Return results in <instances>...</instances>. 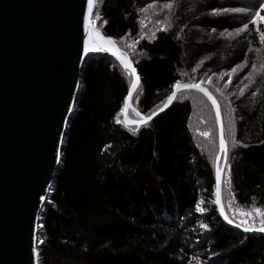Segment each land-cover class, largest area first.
<instances>
[{"label": "trees", "instance_id": "1", "mask_svg": "<svg viewBox=\"0 0 264 264\" xmlns=\"http://www.w3.org/2000/svg\"><path fill=\"white\" fill-rule=\"evenodd\" d=\"M261 2L96 0L92 14L101 17L96 29L137 69L133 109L149 115L177 80L193 84L186 77L196 73L204 81L219 105L228 149L221 203L237 223L239 211L264 210V21L249 23ZM223 8L229 11L212 15ZM245 23L249 28L238 34ZM130 83L103 53L83 63L40 213L38 264H264V234L230 228L212 202L219 142L209 102L195 91L179 93L169 110L132 135L116 122ZM196 103L205 111L192 117Z\"/></svg>", "mask_w": 264, "mask_h": 264}, {"label": "water", "instance_id": "2", "mask_svg": "<svg viewBox=\"0 0 264 264\" xmlns=\"http://www.w3.org/2000/svg\"><path fill=\"white\" fill-rule=\"evenodd\" d=\"M86 7L87 0H0V264H37L32 249L37 246L38 219L58 169L56 154L85 62ZM104 54L123 68L110 53ZM184 91L204 95L195 88ZM204 96L216 119L212 101ZM132 98L123 122L133 110ZM217 132L220 141L218 125ZM224 166L225 158L222 177Z\"/></svg>", "mask_w": 264, "mask_h": 264}, {"label": "snow or ice", "instance_id": "3", "mask_svg": "<svg viewBox=\"0 0 264 264\" xmlns=\"http://www.w3.org/2000/svg\"><path fill=\"white\" fill-rule=\"evenodd\" d=\"M96 0H87V7L86 10L83 13V38H82V55L84 58H87L89 54L93 53H110L112 56H114L120 64L123 66V68L129 73V76L131 78V85L128 88L127 95L124 98L123 107L120 109L121 113H124L126 109L129 108V101L133 96L134 90L137 88V85L140 83V77L137 74V69L133 67L132 63L129 62L128 59L125 58V55L117 50V46L113 39L111 37H106L102 35L100 32L96 31L93 25H95V22L97 20H100L101 17L99 14L95 16V19H92V14L94 10ZM168 8H171V4L165 5ZM229 10L227 8L223 9H213L212 15L215 16L218 12H228ZM261 12H264V2H261L256 8H255V14L252 15L249 23L252 25H258L260 22L264 21V17L260 15ZM249 23L243 24L242 27H239L236 29V32L239 34L241 32H244L246 29L249 28ZM91 29V30H90ZM261 41H264V35H261L260 37ZM236 68L233 67L231 72H235ZM195 71V69H193ZM231 80V73H229V82ZM172 92L170 95L166 97V100L163 102V107L159 108L157 111H152L149 115H144L140 111L133 109L138 119L136 120H128L126 119L123 124L124 127H126L132 135H136L138 130L147 127L149 123L153 120L154 117H156L159 112L164 111L176 98L178 93L183 92L187 89H197L204 93V95L208 96V99L212 101L213 108L216 110V122L217 125L220 126V141H219V153L216 156V167H215V199L212 201L213 204L216 206L217 210L219 211L220 217L224 219V221L228 224H234L237 228L242 229V231L249 233V232H260L264 233V210H261L260 207H254L251 211H239L237 215L239 217H242L239 222L237 223L235 219L230 218L221 203V197H220V186H221V178H222V168L220 163L218 162L220 159V154H223L225 158V162L227 163L228 158V149L226 146V140L224 136V128L221 123V116L219 111V105L217 104V101L213 99V97L208 93V91L204 88H202L199 84L193 83V84H181L179 80H177L174 84H172ZM247 87V85L245 86ZM241 95H244V89H241L240 92ZM253 97L257 95V93L254 91L251 94ZM227 97H225L226 99ZM69 112L73 111V107L68 108ZM118 124L121 123L120 120L116 121ZM231 129H229V132ZM201 135L207 137V132L200 133ZM239 142L233 137V146H236ZM242 147H247V145H241ZM61 160L59 152L56 154V161L59 163ZM229 174L231 171V166L229 165ZM41 200H44L45 198L43 196L40 197ZM202 201H197L195 204V211L198 214L203 215L206 212V208L202 206ZM230 201V206H231ZM231 210V208H230ZM251 220V222H249ZM258 221V223H257ZM200 228L207 229L206 224H200ZM40 243H43V241H40ZM32 255L34 258L37 257L38 253L36 251V247H33L32 249Z\"/></svg>", "mask_w": 264, "mask_h": 264}, {"label": "rangeland", "instance_id": "4", "mask_svg": "<svg viewBox=\"0 0 264 264\" xmlns=\"http://www.w3.org/2000/svg\"><path fill=\"white\" fill-rule=\"evenodd\" d=\"M149 11H157V8L156 7H151V8H149L148 9ZM165 11V10H164ZM94 19H95V17H94ZM96 25H97V23H95ZM186 75V74H185ZM184 75V76H185ZM194 76H195V78H194ZM197 76H199V75H196V73H194L193 74V76H187L186 78L188 79V81L187 82H190V83H196V84H199L200 86H202V84H203V82H202V79H200V78H198ZM196 78H198V81L196 82ZM205 81H208V80H205ZM208 84V82H206L205 83V85H207ZM182 93V92H181ZM179 94V93H178ZM177 94V95H178ZM230 96H233V95H230ZM193 104V103H192ZM194 106V112H193V115H192V117L193 116H195V117H197L201 112H203V111H205V107H204V105L202 104V103H196L195 105H193ZM229 108V107H228ZM195 113V114H194ZM127 119L128 120H136V119H138V117L137 116H135V115H131V113H130V115H127ZM117 120H120L121 121V123H119L120 125H122V126H124V124H123V113H121V112H119L118 113V115L116 116V121ZM195 124H196V122H192V126H193V130L196 128V126H195ZM197 127H199V126H197ZM212 145H213V143H212ZM214 147V146H213ZM212 147V148H213ZM211 151H212V149H211ZM213 152V151H212ZM222 155V154H221ZM222 158V157H221ZM214 159V161H215V157L213 158ZM220 161H221V159H220ZM230 190V188H228V191ZM202 193H204L205 194V191H202ZM213 197V196H212ZM214 199H215V196H214ZM233 200V199H232ZM240 220V219H239ZM39 228L40 227H38V233H39ZM37 240H38V238H37ZM39 245V244H38Z\"/></svg>", "mask_w": 264, "mask_h": 264}, {"label": "bare ground", "instance_id": "5", "mask_svg": "<svg viewBox=\"0 0 264 264\" xmlns=\"http://www.w3.org/2000/svg\"><path fill=\"white\" fill-rule=\"evenodd\" d=\"M82 71V70H81ZM202 87V86H201ZM204 88V87H203ZM217 161V160H216ZM215 165H216V163H215ZM218 213H219V211H218ZM220 216V215H219ZM221 218V217H220ZM221 220L226 224V225H228L230 228H233V229H235V230H240V231H242L241 229H239V228H237V227H235L234 225H232V224H227L222 218H221ZM242 233H244L245 234V232L244 231H242Z\"/></svg>", "mask_w": 264, "mask_h": 264}]
</instances>
